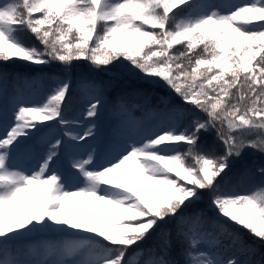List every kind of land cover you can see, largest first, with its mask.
I'll list each match as a JSON object with an SVG mask.
<instances>
[{
  "label": "snow or ice",
  "instance_id": "1",
  "mask_svg": "<svg viewBox=\"0 0 264 264\" xmlns=\"http://www.w3.org/2000/svg\"><path fill=\"white\" fill-rule=\"evenodd\" d=\"M25 32L42 49L25 43ZM15 61L58 64L65 74L74 61L100 71L126 61L179 103L161 97L158 124L133 122L135 136L103 163L94 151L74 153L70 168L57 125L69 141L94 138V125L80 135L64 117L70 84L55 79L41 101L13 105L11 120H0V264H178L173 230L161 227L169 223L183 264H264V181L243 194L221 184L245 149L264 155V0L223 10L192 0H0V64ZM100 105L93 96L86 117ZM213 132L219 156L202 144ZM18 155L33 168L17 166ZM205 198L215 215L189 210ZM42 234L57 239L21 250Z\"/></svg>",
  "mask_w": 264,
  "mask_h": 264
},
{
  "label": "rangeland",
  "instance_id": "2",
  "mask_svg": "<svg viewBox=\"0 0 264 264\" xmlns=\"http://www.w3.org/2000/svg\"><path fill=\"white\" fill-rule=\"evenodd\" d=\"M243 2H245V0H200L198 5H217L219 6V9L223 10L232 3ZM125 66L127 67V69L131 68V66L128 65L126 61ZM91 69L96 72L84 71L79 68L77 70L71 69L67 74H64L62 76H51L48 83H44L45 73L42 70L35 69L33 72H28V70H26V72L28 73L27 78L36 84L35 91L37 93L43 92V94H40L41 97L38 98L40 100L47 94L48 90L53 87L52 81L55 79H62L67 81L70 84V90L72 88L77 91V115L73 117V120H71V131L73 133L83 135L84 131H86L89 127H93L94 125V138H87V142L69 141L67 137L63 136L64 129L61 126L57 125L56 129L54 130V135L56 136V138L64 139L68 144L66 151L64 149L61 150V162L63 167H70L71 159L74 153L86 154L88 151H94L97 158L99 157L100 153H102L101 163H103L104 160L109 157L114 147L118 144H122L126 140L124 138L129 137L127 136L129 129L128 127L132 126L133 122L141 128H151L159 123L162 114L164 113L165 105L161 99L158 101V107L150 106L151 108L149 109H145L146 107L143 106L145 103L144 101L138 103L135 100H116L114 103H111L110 97L112 96L111 94L115 91L117 83L113 82L112 80L115 74L110 71H98L94 67H91ZM137 73L138 72H136L135 74ZM101 75L106 76L105 81L99 79ZM117 77L121 78V76ZM17 78L18 77L16 75L14 79H12V83H14V80ZM85 85H90L92 87L86 88ZM11 88L12 87L10 85V82L5 81L4 83L0 84V120L7 118L5 111L9 110V112H12L13 105L15 104H30L33 102H38V99L32 98L31 96L22 98L18 94H13ZM170 94L172 96H175V94L173 93ZM93 96H99L101 100L99 114L95 118H87L86 110L89 106V102L92 101ZM173 102L179 103L176 99H173ZM7 119L11 120L10 118ZM132 133H135L133 127ZM41 151H46V148L37 143L36 152L40 153ZM251 153L254 154L253 156H257L252 151L248 155L250 156ZM19 158L22 159V162L24 164L28 163L27 169H31L35 165V160L31 157L18 155L15 162L20 168L22 166L19 163ZM213 213L215 214L214 210ZM33 237L39 238V242L53 241L57 239V237H55L53 234H42ZM23 242H21V246L23 245ZM12 251L13 253H15L16 249L14 248Z\"/></svg>",
  "mask_w": 264,
  "mask_h": 264
},
{
  "label": "trees",
  "instance_id": "3",
  "mask_svg": "<svg viewBox=\"0 0 264 264\" xmlns=\"http://www.w3.org/2000/svg\"><path fill=\"white\" fill-rule=\"evenodd\" d=\"M25 36H27V32L23 33ZM184 47L181 46H176L175 51L177 53L184 51ZM14 65H18L15 62H12ZM51 67L53 69H49L50 71H56L54 69H58L60 66L58 64H52ZM81 67L85 70H90L92 71V69H89L88 67H94L95 69H97L95 66L91 65L89 62L87 61H74L73 62V67ZM98 70V69H97ZM100 71V70H98ZM110 72H113L115 74V78L117 76L122 75V80L120 82V85L124 86V88H122L123 90H126L128 92L131 93H144V95L148 96L149 99L152 102H156L158 100V98L160 96L163 95H169V93H171V91L163 84V83H158V84H151V83H147L145 82V80L142 78L141 74L137 73V74H132V72L129 71V69H127L126 66L123 67H118L117 69H110ZM132 81V82H129ZM136 85V87H135ZM139 91V92H137ZM203 117V114H201ZM206 139L209 141L210 143V148L211 151L209 152V155L212 156H219L223 154L224 148L223 145L216 140L215 138V133L213 132L212 134L206 136ZM247 150L252 151L253 149H245L243 155L236 159L233 158V164H232V168L229 174L230 176H233L234 174H239V171L245 169V167L247 166V163H244L245 161V156H247ZM255 151V150H253ZM255 153H258L257 151H255ZM258 158L261 160V162L259 163L260 165L257 166V168L253 171V165H249V168L251 169V175L249 176V182L246 185V188L242 190L241 194L245 193L246 191H250L252 190L256 185L261 184V182L257 179L259 178V172L258 169L261 167H264V155L263 156H258ZM248 160V159H247ZM249 164V163H248ZM248 167V166H247ZM246 167V168H247ZM257 177V178H256ZM206 201H208L207 198H205L202 202H199L193 206H191V208L189 209L191 210H196V208L200 205H203ZM209 216H212L211 213L209 211H205ZM162 228H167V229H171L173 230V245H172V249H171V253L170 255H173L174 253H176L178 251V244L176 243V241H179L177 239V237L175 236V231H174V225L172 223H169L167 225H162ZM159 231V230H158ZM245 239L249 242H252V237L249 236L246 232L244 233ZM157 237L156 235H153V237L149 238L147 240V244L149 246L153 245L156 241ZM261 252H264V248L261 249ZM257 259L259 257H256Z\"/></svg>",
  "mask_w": 264,
  "mask_h": 264
}]
</instances>
